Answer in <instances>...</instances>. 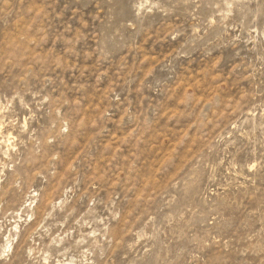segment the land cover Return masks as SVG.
<instances>
[{
  "label": "rangeland",
  "instance_id": "374dc122",
  "mask_svg": "<svg viewBox=\"0 0 264 264\" xmlns=\"http://www.w3.org/2000/svg\"><path fill=\"white\" fill-rule=\"evenodd\" d=\"M0 264H264V0H0Z\"/></svg>",
  "mask_w": 264,
  "mask_h": 264
},
{
  "label": "bare ground",
  "instance_id": "6f19581e",
  "mask_svg": "<svg viewBox=\"0 0 264 264\" xmlns=\"http://www.w3.org/2000/svg\"><path fill=\"white\" fill-rule=\"evenodd\" d=\"M32 203V202H31ZM58 204V203H57ZM21 218V217H20Z\"/></svg>",
  "mask_w": 264,
  "mask_h": 264
}]
</instances>
